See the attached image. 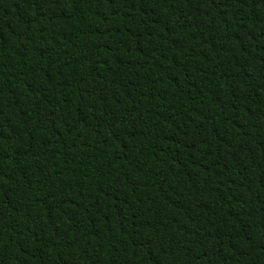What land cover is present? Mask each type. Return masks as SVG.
Returning a JSON list of instances; mask_svg holds the SVG:
<instances>
[{"label": "trees", "instance_id": "obj_1", "mask_svg": "<svg viewBox=\"0 0 264 264\" xmlns=\"http://www.w3.org/2000/svg\"><path fill=\"white\" fill-rule=\"evenodd\" d=\"M0 264H264V0H0Z\"/></svg>", "mask_w": 264, "mask_h": 264}]
</instances>
